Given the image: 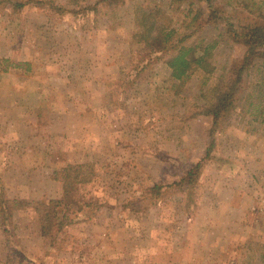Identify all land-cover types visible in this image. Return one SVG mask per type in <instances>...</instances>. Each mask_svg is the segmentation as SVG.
Here are the masks:
<instances>
[{
  "label": "rangeland",
  "instance_id": "rangeland-1",
  "mask_svg": "<svg viewBox=\"0 0 264 264\" xmlns=\"http://www.w3.org/2000/svg\"><path fill=\"white\" fill-rule=\"evenodd\" d=\"M96 1L0 0V195L11 213L6 234L0 221V264H264V115L253 120L240 102L211 137L212 117L201 113V91L230 77L245 50L234 30L220 17L206 21L201 0L159 1L176 40H217L214 72L194 66L177 96L164 63L148 62L155 24L134 21L145 2L82 11ZM260 3L217 0L225 11L218 15L238 32L262 21ZM191 9L204 13L192 34L183 24ZM256 75L264 72L244 75L242 95ZM76 162L93 164L94 180L76 194L90 215L50 244L36 203L61 195L53 172ZM198 162L192 186L146 199L148 187L172 183Z\"/></svg>",
  "mask_w": 264,
  "mask_h": 264
},
{
  "label": "trees",
  "instance_id": "trees-1",
  "mask_svg": "<svg viewBox=\"0 0 264 264\" xmlns=\"http://www.w3.org/2000/svg\"><path fill=\"white\" fill-rule=\"evenodd\" d=\"M131 0H97L94 5L84 7L83 12L93 13L100 12L101 5L108 6L115 11L117 7ZM145 5L136 10L133 18L136 24L154 25L156 30L153 35L147 37L146 47L149 49L150 61H162L165 67L169 70L170 89L173 95H180L184 84L189 75V71L195 66L206 76H210L215 68L210 61L212 49L217 46V40L201 41L198 44H187L183 39L176 40L175 29L166 21L163 16L160 0H143ZM184 0H170V4H180ZM207 6L208 16L206 21L220 17L223 19L229 32L234 30V40H237L244 46V52L241 58L233 63L231 68V76L227 77L223 83H214L209 88L201 91V96L205 99L206 104L202 108L201 113L212 117V133L220 122L225 120L242 102V111L253 115V120L264 115L260 111L262 104V77H255L257 83L254 87L241 94V85L244 80V75L249 73L252 67H255L259 74L264 72V4H257L254 12L262 18L260 22H248L240 27V31L233 29L234 23L227 15H218L219 12H225L224 9L219 11L217 0H201ZM13 6L20 8L22 2H17ZM74 11H72L73 13ZM112 12L111 14H113ZM203 12L201 10H189L186 19L184 20L185 30L191 29L190 34L195 33L201 28L203 20ZM205 20V19H204ZM8 61V60H6ZM12 63V62H11ZM23 64V65H22ZM28 65L24 63H14L13 67ZM144 66L139 68L138 73L143 72ZM7 68L4 69L6 71ZM213 145V138L201 160L202 164L205 159L209 158ZM201 162H198L186 171L184 176H179L172 183L154 184L146 189L148 197L146 198L151 203H155L162 191L176 184L185 182L187 187L192 186L202 167ZM53 178L60 181L62 185L61 195L57 198H50L45 202L36 203L35 212L37 215L38 224L41 230V235L47 237L48 242L53 244L60 232L67 226L77 221L87 220L88 214L86 207L88 203H79L76 194L77 189L81 185L91 183L94 180L93 164L88 162L68 163L63 167L56 169L53 172ZM147 192L145 194L147 195ZM2 195L3 192H2ZM0 195V221L2 230L6 234L8 231L5 222L8 221L10 211L4 206L6 200ZM44 201V200H43ZM139 204L142 198L136 200ZM136 203H130L132 209H135ZM264 258V251L261 255Z\"/></svg>",
  "mask_w": 264,
  "mask_h": 264
}]
</instances>
